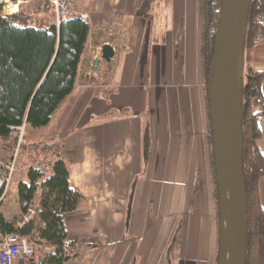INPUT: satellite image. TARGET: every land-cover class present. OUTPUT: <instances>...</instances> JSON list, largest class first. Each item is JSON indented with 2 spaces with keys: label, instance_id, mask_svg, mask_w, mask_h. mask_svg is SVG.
<instances>
[{
  "label": "crops",
  "instance_id": "obj_1",
  "mask_svg": "<svg viewBox=\"0 0 264 264\" xmlns=\"http://www.w3.org/2000/svg\"><path fill=\"white\" fill-rule=\"evenodd\" d=\"M78 11L90 35L74 89L47 125L28 128L15 164L22 180L30 166L68 165L81 199L65 215L76 254L63 264H216L203 0H83ZM104 43L112 61L94 66ZM252 66L264 69V40ZM258 191L264 206V178Z\"/></svg>",
  "mask_w": 264,
  "mask_h": 264
},
{
  "label": "trees",
  "instance_id": "obj_2",
  "mask_svg": "<svg viewBox=\"0 0 264 264\" xmlns=\"http://www.w3.org/2000/svg\"><path fill=\"white\" fill-rule=\"evenodd\" d=\"M220 1L203 0L206 90L211 80ZM2 6L0 0V156L8 153L9 159L17 146H24L18 127H44L73 91L90 35V22L75 14L56 26L49 16L31 13L21 5L9 14L2 11ZM263 18L264 0H250L241 71V167L247 205L244 264H264V206L258 191V183L264 178V150L259 146L260 120L264 117V69L252 66L253 47L264 40ZM207 105L209 112L208 96ZM26 177L17 183L18 205L21 215L29 208L35 210V215L17 227L0 211V229L29 235L37 247L50 248H39L42 257L30 264H63L76 254V242L67 240L65 215L77 207L81 194L70 186L69 168L62 158H56L49 169L30 166ZM215 198L218 211L216 182Z\"/></svg>",
  "mask_w": 264,
  "mask_h": 264
},
{
  "label": "water",
  "instance_id": "obj_3",
  "mask_svg": "<svg viewBox=\"0 0 264 264\" xmlns=\"http://www.w3.org/2000/svg\"><path fill=\"white\" fill-rule=\"evenodd\" d=\"M250 0H221L207 88L215 182L219 253L217 264H244L247 205L242 174V88L244 42ZM113 47L104 43L99 59L112 61Z\"/></svg>",
  "mask_w": 264,
  "mask_h": 264
},
{
  "label": "built area",
  "instance_id": "obj_4",
  "mask_svg": "<svg viewBox=\"0 0 264 264\" xmlns=\"http://www.w3.org/2000/svg\"><path fill=\"white\" fill-rule=\"evenodd\" d=\"M2 11L4 13H12L6 10L11 3L18 5L22 3L34 4V11L31 13H43L51 18V20L58 26L62 20L71 15H75L74 4L76 0H2ZM15 1V2H14ZM19 7V6H18ZM83 16V13L80 14ZM85 15V14H84ZM264 22V18H263ZM25 125L22 124L18 127L20 135L24 130ZM18 149V146L17 148ZM18 150L14 153V158L11 162L0 163V191L2 200L8 185L11 182L12 174L14 171L15 156ZM35 215V210L29 208L20 219L16 222L17 227L24 225ZM33 242L29 235L19 234L14 231H3L0 229V264H30L33 260L34 247ZM45 251H49V247H44ZM42 255V254H41ZM40 255V258L42 257Z\"/></svg>",
  "mask_w": 264,
  "mask_h": 264
},
{
  "label": "rangeland",
  "instance_id": "obj_5",
  "mask_svg": "<svg viewBox=\"0 0 264 264\" xmlns=\"http://www.w3.org/2000/svg\"><path fill=\"white\" fill-rule=\"evenodd\" d=\"M13 1V0H12ZM15 2V1H14ZM77 2V5L79 7V5L83 3V0H76L75 1V4ZM32 4V8L30 11H34V4L33 2H30ZM27 3H22L21 5H26ZM75 4H74V8H75ZM93 1L91 2L90 6L93 7ZM78 10V9H77ZM15 12V11H14ZM78 12H82L83 11H78ZM43 13H40L39 15H42ZM85 13H83L84 15ZM45 16H47L46 14H43ZM91 17V15H89ZM48 17V16H47ZM49 19V18H48ZM90 22V21H89ZM92 23V22H91ZM244 72V70H243ZM28 128L30 127H27L25 126L24 127V130L22 131L21 133V137H22V143L24 146H20L19 149H16L14 150V153L18 150V153L16 154L15 156V162H14V167H15V164L16 162H18V160L24 158V152H26L24 149L25 146L28 147V144L31 143L30 142V137H29V134H27L28 132ZM27 154V152H26ZM14 155V154H13ZM6 157V159H5ZM14 158V156H12L11 158L8 159V153H3L1 156H0V163H6V162H11L12 159ZM29 161V160H28ZM19 165V162L17 164V166ZM16 166V167H17ZM40 166H43V164L41 163ZM14 169L13 171V174H12V178H11V182L10 184L8 185L7 187V190L5 192V194L3 195V198L2 200L0 201V211L1 213L3 214V216L5 217L6 220L8 221H15V223L20 219V215H21V210L19 208V205H18V195H17V183L22 180L18 175L22 172V171H25V168L23 167L20 171H18V168ZM25 179H27V177H25ZM24 179V180H25ZM22 216V215H21ZM34 247V255H33V259H37L40 257L42 251H44V247L42 246L41 248L40 247H37V245H33ZM42 249V251L40 249Z\"/></svg>",
  "mask_w": 264,
  "mask_h": 264
},
{
  "label": "bare ground",
  "instance_id": "obj_6",
  "mask_svg": "<svg viewBox=\"0 0 264 264\" xmlns=\"http://www.w3.org/2000/svg\"><path fill=\"white\" fill-rule=\"evenodd\" d=\"M18 4H16V3H11L10 5H9V7H6V10L8 11V12H14V11H17L18 10Z\"/></svg>",
  "mask_w": 264,
  "mask_h": 264
}]
</instances>
